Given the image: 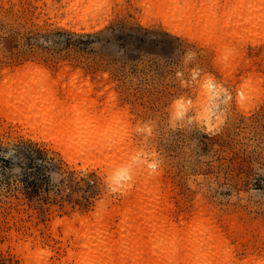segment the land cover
I'll use <instances>...</instances> for the list:
<instances>
[{"label": "rangeland", "instance_id": "rangeland-1", "mask_svg": "<svg viewBox=\"0 0 264 264\" xmlns=\"http://www.w3.org/2000/svg\"><path fill=\"white\" fill-rule=\"evenodd\" d=\"M256 5L264 0H0V82L44 69L59 101L73 89L104 120L126 113L112 143L129 145L113 189L97 159L70 160L45 128L0 112V264H74L70 240H94L103 225L74 215L106 197L121 203L139 159L169 193L175 231L155 241L215 234L228 242L200 264H264V23L240 26ZM99 127L91 121L82 139ZM198 203L214 220L193 219ZM119 223L109 233L123 245L132 232Z\"/></svg>", "mask_w": 264, "mask_h": 264}, {"label": "bare ground", "instance_id": "bare-ground-1", "mask_svg": "<svg viewBox=\"0 0 264 264\" xmlns=\"http://www.w3.org/2000/svg\"><path fill=\"white\" fill-rule=\"evenodd\" d=\"M258 7L248 10L241 28L250 29L264 23V6ZM35 73L38 75L33 76ZM75 80L77 77L69 84L72 88ZM48 81V72L35 66H26L11 76L3 77L0 82V112L17 114L28 126L45 128L54 135L57 146L70 160L97 159L107 182L113 189H120V171L124 169L122 158L129 145L120 147L112 141L114 123L126 119V113L104 120L102 114L96 113L95 101L85 99L79 102L81 96L74 95L73 89L67 92L68 100L59 101ZM204 93L208 94V91ZM114 106L113 100H107L102 110L106 113ZM91 121L100 125L99 130L93 133L92 141L84 140L82 136L90 128ZM123 184L121 203L106 197L97 205L95 212L74 215V220L80 223H89L93 219L95 226L103 224L98 227L99 234L94 240L88 239L83 232L70 240L68 245L76 249V252L69 249V260L74 264H200L205 255L211 257L215 250L227 244L222 236H193L187 229L180 234L175 233L166 243H158L155 238L162 230L175 231L167 204L169 193L163 188L161 171L153 170L147 160L139 159ZM190 215L193 219L214 220V214L203 203L196 204ZM188 216V213H183L180 220ZM115 218L120 221L119 234L120 228H129L132 232L123 245L119 244L120 240H115L113 232L109 233L108 223Z\"/></svg>", "mask_w": 264, "mask_h": 264}]
</instances>
